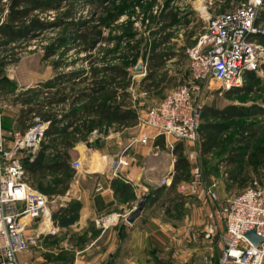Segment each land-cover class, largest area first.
Listing matches in <instances>:
<instances>
[{
  "label": "rangeland",
  "instance_id": "374dc122",
  "mask_svg": "<svg viewBox=\"0 0 264 264\" xmlns=\"http://www.w3.org/2000/svg\"><path fill=\"white\" fill-rule=\"evenodd\" d=\"M99 1H104V6L111 10L114 8L119 10L123 9L122 12H120V16L111 24V28L105 32L106 36L109 37L111 41L113 38L117 37L121 38V40L118 43L106 42L100 45L96 52L93 53L94 58H106L110 60V64L113 65L124 62L125 67L129 68V70L135 68L140 61L144 63L145 71L143 74H133L130 72L131 82L128 87V92L131 94L132 100L136 102V108L132 109L135 110L137 114L140 113L145 116L148 110L157 106L170 90L186 85L191 81V62L187 57L186 50L190 42H192L191 40L205 32L208 18L204 13L206 12L209 15L217 16L230 11L237 3L246 0H75L78 9L74 17L75 21L86 19L96 22L99 20L100 16L105 17L102 12V7L98 5ZM0 3L1 5H5L7 0H3L2 2L0 0ZM203 7L205 8V12ZM66 8L67 5H62L60 10L39 11L36 12L35 15L43 20L56 21ZM110 13L112 12L110 11ZM6 14V8L0 11V24L4 22ZM198 19L201 21H198ZM129 22L133 23L131 30L135 33L132 39L124 38V33L128 29L126 24ZM256 26L261 33L264 34V7L258 14ZM165 35L169 36L170 39L168 43L163 44L165 42L162 40H165ZM65 37L70 38L68 35L64 34L63 29L52 28L45 31L41 37L33 41H18L16 46H19L17 52L20 61L17 64L0 68V82L5 79L13 82L17 87L16 94H19L26 91L24 85L36 84L38 80H43L45 83L63 74L88 72L87 76L90 77L91 68L100 66V63L95 65L88 63L85 54L79 53L77 48H73L71 41H69L70 44H66L57 49V53L54 57L44 60L47 49L50 48L54 42H58V40ZM156 44H160V52L164 54L168 52L174 53L176 56L172 60H169L166 65L157 72L156 78L158 80L165 78L163 85L168 88L164 89L161 93L145 94L146 92L143 90L141 82L149 72V53L151 47ZM129 45L135 48L132 49ZM258 55L261 68L256 73L261 78H264V71L262 68L264 65V47L261 45ZM62 82H65L62 87L66 86V92L71 96L68 105L86 88V84L81 83V81H76V83L71 84L66 83V80L57 81V86H61ZM245 82V84H251L250 81ZM261 86L262 91L257 89L250 94L234 95L231 98H227L225 92L221 90L214 93L206 92L202 96L204 107L213 106L218 109H223L225 106L231 104L245 105L248 107H264V89L263 85ZM52 92L54 91H51V93ZM15 97L16 95H13V93L0 94V115L3 119L5 139L6 142L11 143L14 135L20 132L15 118L21 107L20 103L16 105ZM97 100L104 101V98L98 97ZM84 103H86V100L81 101V105ZM65 109L66 107L62 105L56 108L59 112ZM69 111L70 105L67 113ZM63 115L65 114L62 112V116ZM82 118L79 119L75 127L80 128L81 131L85 129L88 136L80 138L76 143L78 144L77 146L84 145L85 148L80 149L81 153L79 154V159H81L80 161L83 167L78 172L93 173L95 170H105L108 173L110 167L104 169L101 165L105 154H100L96 152V150L107 146L108 150L104 151L110 153V156L115 155L122 147L124 148V146H120L117 143L119 139L114 137V134L116 135V133H121L126 130L118 124H102L93 116L85 115ZM80 120L83 122L80 123ZM206 121L225 124L221 120H213L210 117L203 118L201 123L203 124ZM229 124H232L231 129L219 135L220 142L218 146L207 156L202 154L200 132L196 143H184L185 156L191 165V175L185 182L189 190L182 195L186 197L192 194V198L201 195L205 197L208 205L220 204L222 214L225 213L227 201L229 199L242 194L253 180H264V114L235 119ZM94 126L98 130V133L89 134L91 133L89 132L90 128ZM134 130L136 133L132 136H138V131L145 133L151 129L137 125ZM244 137L250 138V145H242L239 143L240 140H244ZM170 139L174 141L172 144L175 146V140L172 138ZM130 140L131 138H124L123 145H125L127 141V144H129ZM233 148H236L235 152L238 153L230 155ZM240 148L242 150H238ZM59 150H61V147L60 144L57 143L48 152V158L45 162L47 164L53 163L56 160ZM169 150L172 151L173 149L170 147ZM191 154L196 155L198 159L202 177V185L195 186V188H191L193 186H191V182L194 179V161L189 159ZM20 156L23 157V161L25 160L26 163L31 160V156L25 152L21 153ZM232 157L233 160L236 159V157H238V159L237 161H233L235 162L234 164H229L230 158ZM110 161L111 159L109 162ZM170 162H172V158H170ZM78 172L73 175L71 182H79L80 177L76 176ZM29 176L31 180L34 178L30 173ZM156 177L159 179V182L163 179L162 177L159 178L158 173ZM61 178L62 177L58 174L46 172L45 176L42 177L37 174L35 175V179L32 180L33 184L41 185L44 190H46V194L50 200L48 208L53 211H57V208H60L61 203H63L62 201H54L52 197L61 184ZM211 182L217 184L216 193L218 199L215 201L208 199L205 194V190ZM176 206L175 204V210ZM171 216L172 220H170L171 218L169 220L173 224L177 222L180 224V222L185 221V230L184 233L181 234L177 233V231L174 232V230L170 232L168 249L164 250L163 253L160 252L165 258H168L166 263L158 260L154 255L151 256V254L146 255V257L150 256L148 259L141 255V258L133 259L132 262L134 264L215 263V260L218 258V247L221 246L219 231L223 228L218 227L210 231L211 228L207 226V223L205 225L199 223L201 222V220H198L199 217L197 216L195 218V214L192 216L189 211L183 212L181 215L172 213ZM187 218H193L197 223L191 225V220ZM32 239L36 240V237L34 236ZM31 246L34 247L35 243ZM160 255L161 254H159V256ZM115 264L129 263L122 258L118 262L115 261Z\"/></svg>",
  "mask_w": 264,
  "mask_h": 264
},
{
  "label": "trees",
  "instance_id": "16d2710c",
  "mask_svg": "<svg viewBox=\"0 0 264 264\" xmlns=\"http://www.w3.org/2000/svg\"><path fill=\"white\" fill-rule=\"evenodd\" d=\"M62 5H67V8L56 21L43 20L35 15L39 11L60 10ZM98 5L102 7L105 17L100 16L99 20L93 22L86 19L75 21L74 17L78 10L75 0H7L5 5H1L0 3V11H3L4 8L7 10L5 20L0 24V68L19 63L20 57L17 52L19 46H16L18 41H33L52 28L63 29L64 34L70 38L65 37L58 40V42H54L45 52L44 60L54 57L57 49L70 44L69 41H71L73 48H77L79 53L85 54L88 63L91 65L100 63V66L91 68L90 77L87 76L88 72L63 74L53 80L40 84L39 87L30 88L19 94H16L17 87L13 82L6 79L0 82V94L13 93V95H16V105L20 103L21 108L15 118L20 133L24 134L32 127L35 117H39L42 122H50L49 128L46 131V142L42 144L40 150L35 154L33 161H27L26 163L24 160V165L28 173L34 177L32 180L35 179V175L37 174L42 177L45 176L46 172L55 173L62 177L60 179L61 184L57 191H55L56 193H54L57 195H64L66 193L72 177L76 173L69 163L71 161L70 150L76 146L80 138L88 136L85 129L81 131L80 128L75 127L76 122L80 118L89 115L95 117L102 124H118L120 127L126 129L138 125V115L132 109V98L128 92L131 82L129 68L125 67L124 62L113 65L110 64V60L106 58H94L93 55L100 45L106 42L118 43L121 40V38L117 37L111 41L105 32L111 28V24L116 21L123 9L114 8L111 10L104 6V1H99ZM126 25L128 29L124 33V38L132 39L135 36V33L131 30L133 23L129 22ZM169 39L170 37L165 35V40H162L165 42L163 44L168 43ZM250 39L264 47L263 33L252 34L250 35ZM129 47L135 48L130 45ZM159 49L160 44H156L151 47L149 53V72L141 82V86H143V90L146 93H161L164 89L168 88L163 85L165 78L158 80L156 76L157 72L169 60L175 58L176 54L169 52L164 54ZM262 68L264 71V65ZM64 80L70 84L81 81V83L86 84V88L69 104L70 111L60 118L56 108L60 105H67L71 98L66 92V86L62 87L65 82H62L61 86H57V81ZM245 81H250L251 84L248 85L245 82L240 88H232L229 91H225L227 98H231L234 95L250 94L257 89L262 91L261 85H263L264 89V78H261L255 71L247 72ZM51 91L54 92L51 93ZM46 93L48 95L45 97ZM98 97H103L104 101L97 100ZM82 100H86V103L81 105ZM262 114H264V107L260 106L248 107L231 104L225 106L223 109L213 106L204 107L202 119L210 117L213 120H221L225 124L209 121L201 123L202 154L207 156L215 150L220 142L219 135L231 129L232 124L229 123L232 120ZM71 128L72 130H70ZM94 129H96L95 126L91 127L89 132H92ZM249 141V137H244V140H240L239 143L250 145ZM58 142L64 149L57 152L56 160L53 163L47 164L45 162L48 158L47 154ZM184 143L178 142L173 149L176 162L171 185L169 187L162 185L148 197L149 202H161L162 206L166 209V214L170 216L172 213L181 215L187 203L186 197L178 192L179 186L185 183L191 175V165L185 156ZM235 151L236 148H233L230 155H234ZM237 159L238 157L234 160L233 157L230 158L229 164H234L235 162L233 161H237ZM33 185L39 191L46 194V190L41 185ZM175 204L177 205L176 210ZM58 213L65 216L74 213V210L70 207L68 209L60 208L56 214ZM56 216L54 214L52 219H55ZM73 220L62 217L61 224L67 225Z\"/></svg>",
  "mask_w": 264,
  "mask_h": 264
},
{
  "label": "built area",
  "instance_id": "2783aa9c",
  "mask_svg": "<svg viewBox=\"0 0 264 264\" xmlns=\"http://www.w3.org/2000/svg\"><path fill=\"white\" fill-rule=\"evenodd\" d=\"M263 7L264 0H246L217 16L206 13L205 32L195 37L186 50L191 62V81L170 90L145 116L138 113V125L154 130L157 133L154 139L164 136L176 143H196L203 116L204 93L240 88L245 83L247 72H257L261 68L260 45L253 42L250 35L261 33L256 22ZM132 103V108H136V102L132 100ZM62 106L66 109L57 111L60 118L62 112L66 114L69 110L68 104ZM49 125L50 122H42L35 117L34 124L26 133L17 132L12 143L6 142L0 115V264H20L18 256L30 252L32 244L36 245V240L28 236L27 230L33 222L47 217L49 197L32 184L20 154H29L30 161H33L47 140ZM97 133L95 129L90 134ZM149 140L146 136H132L126 151L138 144L146 145ZM189 159L194 161L191 188H195L202 185L201 169L196 155L191 154ZM128 165L127 161L119 159L118 166ZM82 167L79 160L71 164L75 171ZM172 180L173 174H169L163 177L161 184L169 187ZM216 188L215 182L206 188L208 199H218ZM188 190L185 183L178 188L181 194ZM223 215L225 232L218 264H264V241L254 245L245 236L255 231L264 239V180H253L242 194L229 199ZM24 218H28L26 224L22 221ZM100 224L101 220L97 222Z\"/></svg>",
  "mask_w": 264,
  "mask_h": 264
},
{
  "label": "crops",
  "instance_id": "0c3cea01",
  "mask_svg": "<svg viewBox=\"0 0 264 264\" xmlns=\"http://www.w3.org/2000/svg\"><path fill=\"white\" fill-rule=\"evenodd\" d=\"M203 10L205 12L204 7ZM204 14L207 16L206 12ZM193 40L189 46L193 44ZM253 42L257 43L254 40ZM42 83L43 80H38L36 84L24 87L28 90L30 87H39ZM136 127L125 128L126 131L114 134V137L119 139L117 143L124 146L115 155L110 156V153L104 151L108 150L107 146L96 150L100 154H105L101 165L104 169L110 167L108 173L105 170H95L93 173L80 172L81 176L76 171L78 172L76 176L80 177L79 182H70L69 189L64 195L52 196L54 201L63 202L60 208L70 207L74 213L62 216L60 213L56 214L59 207L57 211L48 208L46 216L50 218L33 222L27 234L31 238L36 237V245L31 247L30 252L18 256L20 264H115V261L118 262L122 258L129 264H134L133 259L141 258V255L146 257L147 254L154 255L166 263L168 258L162 253L168 249L170 232L174 230L180 234L184 233L185 221L173 224L170 222L171 216L166 214L161 202L149 201L133 225L126 219L135 210L144 194L149 196L162 186L156 177L157 173L159 178L174 174L176 157L173 150H169L174 141L164 136L154 139L157 134L154 130L145 133L138 131L139 137L150 138L148 144H138L126 151L128 141L123 145L124 138H132L131 136L136 133L134 130ZM77 145L70 150L72 157L70 165L81 160L80 149H85L84 145ZM60 147L61 150L64 149L63 146ZM117 155L119 159L127 161L129 166H117L116 170H113V158ZM191 195L186 196L184 212L189 211L192 216L195 214V218L198 216V220H201L199 223L203 225L207 223L210 231L218 227L223 228L219 231L222 247H218V258L213 263L218 264L225 232L222 208L220 204L208 205L205 197L201 195L196 198H192ZM54 214L57 216L52 219ZM62 217L74 220L62 225ZM193 218H187L191 220V225L197 223ZM100 220L103 225H97Z\"/></svg>",
  "mask_w": 264,
  "mask_h": 264
},
{
  "label": "water",
  "instance_id": "95a60500",
  "mask_svg": "<svg viewBox=\"0 0 264 264\" xmlns=\"http://www.w3.org/2000/svg\"><path fill=\"white\" fill-rule=\"evenodd\" d=\"M129 71L132 72L133 74H143L145 71L144 63L142 61H140L135 68H131ZM118 162H119V156L117 155L113 158V166H112L113 170H116V168L118 166ZM148 197H149L148 194H144L141 197V199H140L137 207L135 208V210L126 219V221L129 224L133 225L139 219V217L142 215V213L144 212V210L146 208ZM245 236L254 245H258L259 242L264 241L263 238L256 235L255 231H250Z\"/></svg>",
  "mask_w": 264,
  "mask_h": 264
},
{
  "label": "bare ground",
  "instance_id": "6f19581e",
  "mask_svg": "<svg viewBox=\"0 0 264 264\" xmlns=\"http://www.w3.org/2000/svg\"><path fill=\"white\" fill-rule=\"evenodd\" d=\"M48 211V210H47ZM23 223L26 224L28 222V218H24L23 220ZM49 223V222H48Z\"/></svg>",
  "mask_w": 264,
  "mask_h": 264
}]
</instances>
